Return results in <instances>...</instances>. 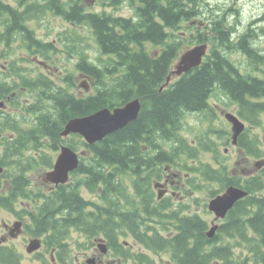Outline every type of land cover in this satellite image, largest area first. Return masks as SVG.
I'll use <instances>...</instances> for the list:
<instances>
[{
	"label": "trees",
	"instance_id": "1",
	"mask_svg": "<svg viewBox=\"0 0 264 264\" xmlns=\"http://www.w3.org/2000/svg\"><path fill=\"white\" fill-rule=\"evenodd\" d=\"M12 1L16 7L0 0V18H10L4 23L9 25L6 34L23 36L26 50L43 59L55 50L52 40L38 41L26 23H49L50 17L56 18L62 25L56 31V69L58 62L72 65L60 67L56 84L41 74L34 75V81L29 79V133L27 138L21 134L7 142L3 153L39 152L42 140L49 138L55 141L52 149L56 147V152L67 144L89 154L82 157L70 181L56 187V196L35 207L31 216L28 227L32 235L44 238L47 251L55 249L56 261L73 264L72 245L86 250L93 239L102 236L123 264H264V165L242 183L228 175L219 145L212 139L218 134L225 140L228 133L214 130L210 124L214 118L210 101L216 96L218 106H235L240 119L260 127L264 134L263 16L246 22L239 0H44L43 5L36 1L29 6L39 8L34 13L21 11L18 5H28L30 0ZM92 3L100 13H93ZM122 8L130 15H119ZM201 43L209 46L201 65L160 90L181 52ZM239 57L244 64L237 62ZM77 72L91 85L90 94L75 92ZM19 74L15 77L20 79ZM23 83L20 79V85ZM136 98L141 102L137 119L103 140L89 146L77 135L68 141L61 137L70 119L123 106ZM191 113L202 114L209 124L199 133L195 146L179 134L183 119ZM14 120L0 119V131ZM263 146L253 136L245 150L253 158H262ZM202 150L213 153L218 164L217 169L202 165L204 181H217L222 189L239 186L249 193L235 204L214 238L207 237L204 219L188 215L167 229L170 236L161 235L157 227L151 236L145 235L138 224L126 223L141 249L119 243V224L127 216L133 219L135 201L142 196L146 208L150 203L148 182L137 180L140 171L143 175L150 170L158 173L165 165H179L182 155L195 159ZM8 159L0 157V166L8 168ZM24 161L34 164L30 156L16 160L13 167L23 168ZM41 161L49 163L48 157ZM190 184L194 186L195 181ZM84 192L94 194L97 202L87 199ZM216 193L211 191L210 197ZM122 201L129 207L118 224L115 219ZM89 203L93 210L85 208ZM1 209L14 211L2 200ZM147 215L157 216L166 227L167 215L159 210H148ZM147 252L166 254L169 260L156 261ZM17 261L9 249L0 247V264Z\"/></svg>",
	"mask_w": 264,
	"mask_h": 264
},
{
	"label": "flooded vegetation",
	"instance_id": "2",
	"mask_svg": "<svg viewBox=\"0 0 264 264\" xmlns=\"http://www.w3.org/2000/svg\"><path fill=\"white\" fill-rule=\"evenodd\" d=\"M53 19L56 18L50 17L49 23ZM9 20L10 18H0V119L7 117L15 120L10 122L3 131H0V157L9 156L7 161H9L10 164L8 168L5 167L0 171V200L9 203L14 210L17 208L20 210V212L16 211L12 213L13 222L11 225L6 223L3 224V231L7 238L11 237L16 239L24 232V230L25 232L30 231L28 226L31 224V216L34 208L38 207L44 200L56 196V185L49 182L46 178V174L53 170L56 160V147L55 150H53L52 145L55 144V141L47 138L42 140L43 142L40 145L42 149H39V152L22 153L21 155L3 153L4 145L7 144V142L17 140L21 137V134L22 137L27 138V134L29 133V122L26 108L32 101L28 96L29 91L27 85L30 84L29 79L33 81L35 80L33 75L26 73L27 70L20 75V79L25 81L22 85H20V79L15 77L20 70L22 71L23 68L24 70L27 68V63L24 64V62H27L28 60H25L27 58L21 56L22 53L26 52L24 37L17 33L16 34L19 36H16L15 38H13L12 34L9 36L6 34L9 25L6 27L4 23L7 24V21ZM39 23L44 24L42 30L38 28V22L36 20L27 22L26 28L31 29L34 32L36 39L38 41H43L44 44L52 40L55 50L46 54L42 59L43 61L37 62V65L41 66V70L39 73L33 74H41L49 80L54 81L56 84V68L52 70L51 65H53V63L50 61L56 60V30H49L50 26L48 22L44 21ZM3 33H5V35L1 36ZM14 48H16V51H14ZM18 48H20V50H18ZM18 60H24L23 65H19ZM32 61H35V57L32 58ZM210 111H212L213 115H216L219 111L221 112V116H223L222 113L224 112L215 104L210 105ZM17 118H20V121H17ZM246 128L248 129L236 138L235 143L232 138L231 140L227 139L224 143V146H231L236 150L239 158H241L242 155L244 156V152L246 151L245 148L252 142L253 134L250 133L251 127L247 125ZM21 140H23V138ZM47 149L49 152L46 151ZM223 152L224 154H227L228 150L224 149ZM30 156L33 158L34 164L24 161L22 163L23 168L20 169L13 167L16 160H25ZM45 157H48L49 159L48 164H44L41 161V159H44ZM245 159L246 163L245 166H242V173L240 175L235 172L230 173V176L237 177L240 183H242L244 179L252 178L259 171L250 165L251 157L248 156L245 157ZM225 165L227 167L229 166L227 162ZM142 173L143 172L140 171V176L137 180L138 182H141L142 180L148 182L150 203L146 208L142 202V196L135 201L136 212L133 216V221L135 224H138V229L142 231L141 233L151 236L155 233L156 227L157 229L158 226L160 229L163 228V222L161 223L155 215H147L148 210H155L156 213H158L159 210V214L168 216L164 218V221L167 223L169 222L168 226L165 227L166 229H171L169 226H172V224H178L189 215L190 212L187 202L189 195V173L175 166L164 167L158 173H156L155 170L147 171L146 175H143ZM119 205L120 207L117 208L118 218L117 220L115 219V222L117 223L124 221L121 217L127 212L129 207L124 201L120 202ZM17 223L20 224L19 235L13 237L12 235L15 234V232L12 231V228ZM125 224L126 222L119 224L120 230L117 239L134 240L133 235L128 228L125 227ZM165 228L161 230V234ZM3 240L5 241L6 238H3ZM100 240L106 242L105 238L97 237L92 240V245L86 249L88 251L93 250L91 258L86 256L87 252H83L82 254H84V257H87L88 259L86 258L81 262V257L78 255L76 258L73 257V264H123L121 260H115L112 258L110 256L112 255L111 252L102 255L97 248ZM42 247L43 241L41 242L40 250L32 255H36V260L39 264H48L45 260L46 254ZM8 249L12 254L15 253L12 248L8 247ZM53 250L49 253V264H56L55 251ZM125 264L129 263L126 262Z\"/></svg>",
	"mask_w": 264,
	"mask_h": 264
},
{
	"label": "rangeland",
	"instance_id": "3",
	"mask_svg": "<svg viewBox=\"0 0 264 264\" xmlns=\"http://www.w3.org/2000/svg\"><path fill=\"white\" fill-rule=\"evenodd\" d=\"M243 1V5H242V10H243V15L245 17V21L248 22L251 19L256 20L257 18L261 17V15L264 12V0H239V2ZM92 7V11L93 13H100V10L98 9L96 4H91ZM37 10V9H36ZM35 9L32 10V13H34V11L36 12ZM132 11V10H131ZM119 15H124V16H128L130 15V11L126 8H122L120 11L117 12ZM49 30H53L55 29L56 31L60 30L59 26L62 27V25L60 24V22L56 21V19H53L50 23H49ZM38 28L40 30H42L44 28V24L42 23H38ZM241 31L240 28H237V32ZM71 41V39H70ZM21 56H24L25 58H29L27 54L22 53ZM240 58V57H239ZM28 60V59H27ZM102 60V59H101ZM51 63H53L52 66V70L54 68H56V60H50ZM237 62L244 64V59L237 60ZM3 63V62H2ZM29 63L30 60L27 61V68H29ZM59 68L60 67H68L71 66L72 64L70 62H68L65 65H62L61 63L58 62ZM28 70L27 69V74H28ZM22 71L24 72V68L22 69ZM76 78H75V82L77 84V86H79V84H81L85 78L81 77L79 78V73L77 72L76 74ZM79 91H81V93H85L84 89L82 88H77V90H75V92L77 93ZM211 104H218V100L216 96L212 97V100L210 101ZM221 108H224L226 112L229 113H233L235 110V106H230L229 108H226L224 106H222L220 104ZM226 112H223L222 115ZM221 112L218 111V113L216 115H213V121L210 123L211 127L214 130H224L225 132L228 133V140H231V136H230V126L229 124L225 121L224 117L220 115ZM40 114V113H38ZM217 117V118H216ZM206 119L204 118V116L202 117L201 115H197V114H188L185 116V118L183 119V123L181 124V128L179 130V134L181 137L185 138L187 140V142L189 144H191L192 146L196 145V142H194L197 138V136L199 135V133H201L202 131H206L208 128L207 123L205 122ZM250 133H252L253 135L259 136V140L260 142L264 141V134L261 130L260 127L255 126V129H250ZM230 137V138H229ZM212 139L218 143L219 145V150L222 154V158L226 160V162L229 165V172H235L238 175H240L242 172V166H245L246 163V159H245V155L241 156V158H239L236 150H234L231 146H223V142L225 140H221L218 138V134H215L212 136ZM194 142V143H193ZM227 147V148H226ZM224 149H227L228 152L227 154H224L223 151ZM31 149H28V151H26V153H30ZM49 151V150H48ZM81 150H78V152H80ZM58 154V152H56V155ZM55 155V156H56ZM54 156V157H55ZM195 159H187V157L185 155H182L181 157V167H183V169L185 168L184 166L187 167V169H191L189 172V175L191 176V180H195V184L194 186L190 187V192L187 198V202H188V208H189V212L190 213H199L203 219L208 223V226L210 224V221H212L213 219V215L210 214L208 211H206L204 209V205L207 204V202L209 201L210 197V192L211 191H216V192H220L221 191V187H220V183H217V181H213V182H207L204 181V178L201 176L200 173V168L202 167L203 164H211L213 166H216V162L213 160V154L212 153H208L205 152L204 150L202 151H198V154H196V157H194ZM264 158V157H262ZM259 161L257 158H251L250 161V165L254 166L255 162ZM240 162V164H239ZM184 165V166H183ZM186 171V170H185ZM187 172V171H186ZM196 174V177L192 174ZM198 186V188H196ZM84 196L89 199L92 200L94 202H97V197H95L94 194H89L84 192L83 193ZM20 212V210L17 208L14 211L10 210V209H1L0 210V237L3 236L4 238L7 239V243L5 244L7 247H10L13 249V251L15 252V254H18L19 256V264H39L38 261L36 260V255H29L25 252V249L28 245V241L32 240L34 237L27 231L24 232L16 239L11 240L9 238H7L5 232L3 231V224L6 223L8 225H11L13 222V216L12 213L13 212ZM164 223L166 224V226L168 225V223L166 221H164ZM222 224L225 223V221L221 222ZM172 227V226H169ZM158 229H160L158 227ZM162 233L164 235H168L170 236V230H167L165 228V231H162ZM6 236V237H5ZM127 241L130 245L134 244V242L131 239H120L119 242L123 243ZM135 250L140 249V247L138 245H134ZM72 257L76 258L78 255L81 257L80 261H84L87 257H84V254H82L83 252H87L88 258L92 257V251H85L83 249H78L75 247V245H72ZM148 253V252H147ZM46 254V253H45ZM149 255H151L156 261H168L169 257L166 254H162V255H153L151 253H148ZM87 258V259H88ZM45 260L46 262L49 261V257L46 254L45 256ZM105 260V259H103Z\"/></svg>",
	"mask_w": 264,
	"mask_h": 264
},
{
	"label": "water",
	"instance_id": "4",
	"mask_svg": "<svg viewBox=\"0 0 264 264\" xmlns=\"http://www.w3.org/2000/svg\"><path fill=\"white\" fill-rule=\"evenodd\" d=\"M207 50L208 45L206 43L185 50L175 63L174 70L167 77L164 87L168 85L171 78H176L199 67L207 54ZM162 89L163 87L160 90ZM140 108L139 99H135L119 108H104L89 116L71 119L66 123L61 136L76 134L82 137L87 144L93 145L95 142L104 139L107 135L124 128L127 124L136 120ZM224 117L231 124L232 140L235 143L236 138L244 130V124L231 113H226ZM78 165L79 155L69 147L63 146L56 157L53 170L46 174V178L55 185L65 184L69 179L70 173L76 170ZM0 171H2V168H0ZM247 195V192L243 189L230 186L221 195L209 201L208 210L215 215L211 228L207 233L209 238L214 236L218 228L215 222L224 219L234 205ZM19 227V223L14 225L12 231L15 234L12 235L13 237L19 234ZM40 246L39 240H32L27 246L26 251L27 253H32L38 250ZM99 248L103 253H106L104 245H99Z\"/></svg>",
	"mask_w": 264,
	"mask_h": 264
},
{
	"label": "bare ground",
	"instance_id": "5",
	"mask_svg": "<svg viewBox=\"0 0 264 264\" xmlns=\"http://www.w3.org/2000/svg\"><path fill=\"white\" fill-rule=\"evenodd\" d=\"M4 1H6L7 3H10V4H12L14 7H16V5H15V3L12 1V0H4ZM39 2V3H41V5H43L44 4V0H30L29 1V4L28 5H25V4H22V5H20L19 3H18V5L21 7V11H27V12H29L28 11V9H31V10H33L32 8H30L29 6L32 4H34L35 2ZM37 9H39V8H37ZM3 11L2 10H0V15H1V13H2ZM32 12V11H31ZM262 16H263V18H264V12H263V14H262ZM262 21H264V19L262 20ZM136 99H138V98H136ZM139 102H140V99H139ZM140 104H141V102H140ZM140 111H141V108H140ZM140 113V112H139ZM192 114V113H191ZM194 114H197V113H194ZM128 125V124H127ZM126 127V126H125ZM121 130V129H120ZM114 133V132H113ZM112 134V133H111ZM110 135V134H109ZM108 136V135H107ZM103 140V139H102ZM101 141V140H100ZM0 168H4L3 166H0ZM233 187H238V186H233ZM244 191H246L245 189H244ZM247 192V196H249V193H248V191H246ZM246 196V197H247ZM245 197V198H246ZM244 198V199H245ZM241 200H243V199H241ZM240 200V201H241ZM86 209H90V210H93V205H91L90 203L88 204V205H86V207H85ZM125 222L126 223H129V224H134V221H133V219L132 218H130V217H126L125 218ZM30 233H31V230H30ZM208 230H207V228H206V235H207V237H208ZM32 234V233H31ZM215 236V235H214ZM214 236L212 237V238H214ZM209 238V237H208ZM212 238H209V239H212Z\"/></svg>",
	"mask_w": 264,
	"mask_h": 264
}]
</instances>
